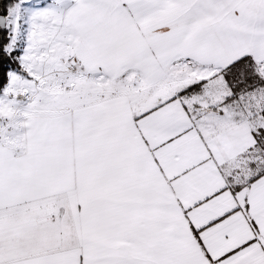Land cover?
I'll return each mask as SVG.
<instances>
[{
  "label": "snow or ice",
  "instance_id": "6c2138e0",
  "mask_svg": "<svg viewBox=\"0 0 264 264\" xmlns=\"http://www.w3.org/2000/svg\"><path fill=\"white\" fill-rule=\"evenodd\" d=\"M0 264H264V0H0Z\"/></svg>",
  "mask_w": 264,
  "mask_h": 264
}]
</instances>
